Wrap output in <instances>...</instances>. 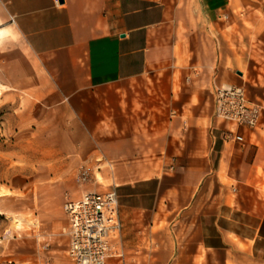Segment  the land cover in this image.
Returning <instances> with one entry per match:
<instances>
[{
    "label": "crops",
    "instance_id": "crops-1",
    "mask_svg": "<svg viewBox=\"0 0 264 264\" xmlns=\"http://www.w3.org/2000/svg\"><path fill=\"white\" fill-rule=\"evenodd\" d=\"M223 82L264 108V0H0V97L40 158L115 162L106 264H264V109L217 116Z\"/></svg>",
    "mask_w": 264,
    "mask_h": 264
},
{
    "label": "rangeland",
    "instance_id": "rangeland-1",
    "mask_svg": "<svg viewBox=\"0 0 264 264\" xmlns=\"http://www.w3.org/2000/svg\"><path fill=\"white\" fill-rule=\"evenodd\" d=\"M13 106L0 97V264H43L49 248L69 244L66 199L115 187V162L41 159L46 148L33 143L38 138L24 129L23 112ZM85 163L97 177L82 182L78 173Z\"/></svg>",
    "mask_w": 264,
    "mask_h": 264
},
{
    "label": "built area",
    "instance_id": "built-area-1",
    "mask_svg": "<svg viewBox=\"0 0 264 264\" xmlns=\"http://www.w3.org/2000/svg\"><path fill=\"white\" fill-rule=\"evenodd\" d=\"M262 111L263 105L251 100L243 85L223 82L216 87L217 116L238 126H255ZM226 135L244 139L239 131L229 130ZM93 175H96L94 166L85 163L80 167L78 178L84 182ZM64 210L69 220L67 255L72 264H106L109 257L119 252L123 222L115 187L85 189L80 196L67 198Z\"/></svg>",
    "mask_w": 264,
    "mask_h": 264
}]
</instances>
